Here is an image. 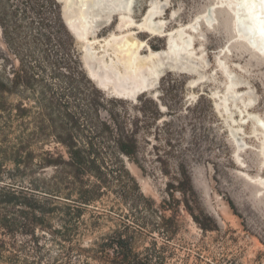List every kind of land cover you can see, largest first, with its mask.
<instances>
[{
	"label": "rangeland",
	"instance_id": "1",
	"mask_svg": "<svg viewBox=\"0 0 264 264\" xmlns=\"http://www.w3.org/2000/svg\"><path fill=\"white\" fill-rule=\"evenodd\" d=\"M58 3L61 13L63 4ZM114 3L101 0L90 11L88 38L103 43L106 38L130 34L145 42L143 55L164 49L166 32L217 3L213 24H196L194 56L185 57L187 64L181 63V68L164 69L155 89L131 99L111 87L98 88L107 98L123 100L116 108L127 123L143 119L134 108L140 98L142 102L152 98L158 104L157 127L138 136L137 162L119 155L142 197L132 192L130 180L117 167L108 174L109 184L87 204L78 205L76 193L40 192L35 197L43 220L26 228V233L5 237L14 242V248L3 251L0 264H264V157L260 150L264 126L250 118L254 114L264 122V55L237 36L233 13L217 0ZM150 6L156 11L155 21L163 22L161 35L136 26L118 29L122 16L138 22ZM74 41L83 56V43L75 37ZM0 55L9 59L7 65H17L1 30ZM219 60L225 70L219 68ZM83 65L96 83L84 61ZM7 101L29 107L28 121L38 111L33 98L21 92ZM101 116L111 122L104 110ZM33 130L30 124L27 133ZM18 133L15 128L11 136ZM29 150L34 153L32 170L22 184L30 187V179L49 180L55 174L52 168L36 166L41 155L49 151L67 156L65 146L51 131L32 141ZM102 152L112 165V154L104 148ZM5 166L14 167L10 161ZM182 171L190 177L193 196L167 188L176 177H184Z\"/></svg>",
	"mask_w": 264,
	"mask_h": 264
},
{
	"label": "trees",
	"instance_id": "2",
	"mask_svg": "<svg viewBox=\"0 0 264 264\" xmlns=\"http://www.w3.org/2000/svg\"><path fill=\"white\" fill-rule=\"evenodd\" d=\"M0 30L17 61V65H7L9 59L0 55V70L4 72H0L1 256L8 247L14 248V242L6 241L5 237L26 233V228L43 220L35 197L40 192L76 193L78 205L87 204L101 192L103 185L109 184L108 174L117 167L130 180L132 192L142 197L137 181L119 155L137 160L138 136L157 127L161 112L154 99L142 102L140 98V105L134 108L145 121L139 117L130 123L121 120L116 104L123 100L107 98L86 74L81 50L64 24L57 0H0ZM19 92L31 96L37 104L38 111L29 121L26 119L31 112L29 107L22 102L7 101ZM102 110L111 122L102 118ZM124 113L128 114L127 109ZM30 124L34 130L27 133ZM15 128L19 133L12 137ZM46 131L55 133L67 156L46 151L36 166L52 168L55 174L49 180L30 179L31 187L23 185L34 159L29 146L46 135ZM170 140L166 138L165 142L170 144ZM102 148L114 157L112 165L103 157ZM8 161L14 165L12 170L5 166ZM182 173L184 177H176L175 183H168L167 188L193 196L190 177L185 171ZM187 207L191 209L188 204Z\"/></svg>",
	"mask_w": 264,
	"mask_h": 264
},
{
	"label": "bare ground",
	"instance_id": "3",
	"mask_svg": "<svg viewBox=\"0 0 264 264\" xmlns=\"http://www.w3.org/2000/svg\"><path fill=\"white\" fill-rule=\"evenodd\" d=\"M58 1L63 4L62 18L67 29L76 40L83 43L82 59L90 70V76L92 75L99 88L111 87L120 96L131 99L141 92L155 89L164 69L170 66L178 69L182 67V64H187L183 59L194 56L192 42L196 24L201 21L207 26L212 25L214 7L216 6L214 4H217L207 5L199 15L189 22L166 32L164 35L167 39L164 49L143 55L141 51L145 42L138 41L132 36L129 37L130 34L112 36V38H106L103 43L99 39L90 40L88 38L90 11L97 8L101 0H75L73 3V0ZM117 1L115 0L114 4L118 5ZM217 1L226 5L233 13L237 36L245 40L250 48L259 50L264 55V0ZM153 8L150 6L138 22L128 16H122V20L117 26L118 29L136 26L152 35H161L165 31L163 22L155 21L156 11ZM187 30L189 34H187ZM97 44L98 49L95 48ZM222 62L219 60V66H221L219 68L225 70ZM233 85L232 83L228 84L226 90H231ZM213 97L216 98V94ZM219 97L222 99L221 96ZM217 108L220 109L218 103ZM250 118L254 120L255 124L264 126V122L254 114H250ZM230 132L234 134L235 130L232 128ZM260 150L264 157L263 138Z\"/></svg>",
	"mask_w": 264,
	"mask_h": 264
},
{
	"label": "water",
	"instance_id": "4",
	"mask_svg": "<svg viewBox=\"0 0 264 264\" xmlns=\"http://www.w3.org/2000/svg\"><path fill=\"white\" fill-rule=\"evenodd\" d=\"M61 17H62V7H61ZM258 51V53H260L261 54V52L259 51V50H257ZM263 54V53H262ZM261 54V55H262ZM82 56V55H81ZM263 56V55H262Z\"/></svg>",
	"mask_w": 264,
	"mask_h": 264
}]
</instances>
